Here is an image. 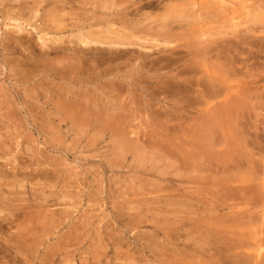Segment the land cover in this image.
I'll return each mask as SVG.
<instances>
[{"label":"rangeland","instance_id":"1","mask_svg":"<svg viewBox=\"0 0 264 264\" xmlns=\"http://www.w3.org/2000/svg\"><path fill=\"white\" fill-rule=\"evenodd\" d=\"M223 1L0 0V264H248L256 249L248 244L264 240V194L246 180L261 168L248 152L264 156V22L248 23L262 32L246 35L226 19L234 8L244 23L248 5L264 15V0H229V10ZM17 23L25 32L7 27ZM106 25L132 46L79 45L82 30ZM211 40L219 54L202 55ZM231 61L240 80L256 82L244 114L202 132L207 117L181 108L194 102L196 82L208 80L201 64L223 74ZM181 86L190 97H169ZM186 144L198 158L191 147L184 153Z\"/></svg>","mask_w":264,"mask_h":264},{"label":"bare ground","instance_id":"2","mask_svg":"<svg viewBox=\"0 0 264 264\" xmlns=\"http://www.w3.org/2000/svg\"><path fill=\"white\" fill-rule=\"evenodd\" d=\"M66 1V0H65ZM150 1V0H149ZM165 1V0H164ZM223 1V0H222ZM232 1V0H231ZM105 2V1H104ZM139 2V1H138ZM154 2V1H153ZM240 2H242V0L240 1ZM109 3V2H108ZM140 3V2H139ZM142 3V2H141ZM155 3V2H154ZM71 4V3H70ZM106 4H107V2H106ZM198 4V3H197ZM196 4V2H195V4H193V5H197ZM225 4V5H224ZM227 4H230V5H232V6H234L235 5V3L234 2H230L229 0H224L221 4H220V8L222 7H224V6H227ZM245 4V3H244ZM244 4H239V5H244ZM111 5V4H110ZM138 5V4H137ZM152 5V4H151ZM192 5V6H193ZM107 6H109V5H107ZM139 6V5H138ZM190 7H191V5H189ZM241 6V7H242ZM247 6V5H246ZM106 7V6H105ZM104 7V8H105ZM113 7V6H112ZM145 7H146V5H145ZM164 7V6H163ZM169 7V6H168ZM229 7L230 6H227V8H228V10H229ZM249 5H248V7H247V10L245 11V15H246V18H245V21H244V23H242V22H239V19L237 18V17H235V15H234V13H235V9L234 8H232L231 9V12H230V17H228L227 19H226V22L228 23V28H231V29H233L234 31L236 30H239V28L240 27H243V26H245L244 28V34H246V35H248V34H250V35H254V34H258L259 32H262V31H257L256 29H254V28H252V27H250V26H248V23H253V24H256V23H259V22H264V15L262 14V11H260V10H258V9H249ZM141 8V7H140ZM166 8V7H165ZM205 8V7H204ZM231 8V7H230ZM109 9V8H108ZM111 9V8H110ZM243 9V8H242ZM260 9V8H259ZM200 10V9H199ZM222 10V9H221ZM224 11L226 10L225 8L223 9ZM226 12V11H225ZM196 13V12H195ZM204 13V12H203ZM264 13V12H263ZM197 14V13H196ZM164 15V14H163ZM167 15V14H166ZM227 15V14H226ZM228 15V16H229ZM234 15V16H233ZM106 16V15H105ZM111 16V15H110ZM114 16V15H113ZM112 16V17H113ZM237 16V15H236ZM111 17V18H112ZM164 17V16H163ZM162 17V18H163ZM169 17V16H168ZM226 17V16H225ZM105 18V17H104ZM166 17H164V19H165ZM12 19V18H11ZM10 19V20H11ZM17 19V18H16ZM94 19V18H93ZM96 19V18H95ZM100 19V18H99ZM114 19H115V17H114ZM13 20V19H12ZM118 20H120L119 18H118ZM14 21V20H13ZM17 21V20H16ZM91 21H93V20H91ZM95 21V20H94ZM113 22V21H112ZM123 22V21H122ZM164 22H166L167 23V20L166 21H164ZM16 23V22H15ZM21 23V22H20ZM20 23H17L16 25H7V27H13V28H15L18 32H25V31H23V29H22V27H23V25H21ZM98 23V22H97ZM125 23V22H124ZM127 23V22H126ZM129 23V22H128ZM132 23V22H131ZM105 24H106V22H105ZM114 24V23H113ZM112 24V25H113ZM165 24V23H164ZM111 25V26H112ZM166 25H169L168 23L166 24ZM166 25H164V26H166ZM226 25V24H225ZM89 26V25H88ZM106 26H108V25H106ZM122 26V25H121ZM138 26V25H137ZM182 26V25H181ZM180 26V27H181ZM223 26V25H222ZM115 27V26H114ZM128 27V26H127ZM130 27V26H129ZM170 27V26H169ZM183 27V26H182ZM181 27V28H182ZM108 28H110V26H108L107 27V30L106 31H102L103 30V28H102V30H101V32H100V30L98 31V32H95V31H90V32H88L87 33V31H89V30H87L86 31V33L87 34H83V33H81L80 32V34L78 35V40H79V45L80 44H82V45H85L86 47L87 46H89L90 45V48H92L91 47V45L93 46H95L96 47V49H98V47H99V49H101L100 48V45L102 46V45H107V49L109 48V47H114L113 49L115 50V48L116 49H118V47H121V49H122V47H126V48H128L127 46L128 45H130L131 44V46H132V44H133V42H128L129 40H131V39H129V38H127V36H125V37H121L119 34H121V33H118L119 32V30L117 29V31L115 30H113V29H108ZM119 28V27H118ZM123 28V27H122ZM134 28H136V27H134ZM160 28H162L163 29V27L161 26ZM227 28V27H226ZM99 29V28H98ZM132 29V28H131ZM168 30H169V28H167ZM92 30V29H91ZM165 30V29H164ZM224 29L222 28V30H220L219 32H221V33H223L224 31H223ZM226 30V29H225ZM230 30V29H229ZM229 30L227 31L228 32V34H230V32H229ZM121 31V30H120ZM133 31V30H132ZM167 31V30H166ZM165 31V32H166ZM171 31V30H170ZM172 31H173V29H172ZM15 33V32H14ZM103 33V34H102ZM124 33V32H123ZM161 33V32H160ZM172 33H174V32H172ZM201 33V32H200ZM234 33V32H233ZM108 34H110V36L111 35H115V37H108L109 35ZM164 34V33H163ZM223 34H225V33H223ZM243 34V35H244ZM122 36H124V34H121ZM130 35V34H129ZM167 35V37H168V34H166ZM173 35V34H172ZM219 35V34H218ZM220 35H222V34H220ZM41 36V35H40ZM39 36V37H40ZM158 36H160L159 38H161V35H159V33H158ZM164 36V35H163ZM170 36V35H169ZM200 36L201 37H206V36H208L207 34H206V32H202V34H200ZM210 37H213L214 35H209ZM216 36V35H215ZM236 36V35H235ZM47 36H45V34H44V36H41L40 37V39L42 40V42H43V44H45L46 45V43H47V41H49L47 38H46ZM75 37H76V35H75ZM130 37V36H129ZM199 37V36H198ZM209 37V38H210ZM239 37V35H237V38ZM245 37V36H244ZM165 38V37H164ZM163 38V39H164ZM200 38V37H199ZM234 38H236V37H234ZM50 39V38H49ZM62 39V38H61ZM128 39V40H127ZM168 39H171V38H168ZM202 39V38H201ZM166 40V39H165ZM51 41V40H50ZM132 41V40H131ZM169 40H167V42H168ZM53 42L55 43V37H54V39H53ZM58 42V41H57ZM201 42V41H200ZM214 42V41H213ZM215 42H217L216 40H215ZM215 42H214V44H215ZM60 43V42H59ZM164 43V42H163ZM162 43V44H163ZM165 43H166V41H165ZM212 44V40H211V42H209V44ZM136 44V43H135ZM159 44H161V43H159ZM159 44L157 45V46H159ZM161 44V45H162ZM169 44V43H168ZM168 44H166V45H168ZM202 44V43H201ZM204 44V43H203ZM208 44V45H209ZM210 44V45H211ZM98 45V46H97ZM160 45V46H161ZM165 44L163 45V46H161V47H167ZM209 45V46H210ZM217 45V43L215 44V46L214 47H212V45L210 46V47H206V48H204V47H202V48H204V50L202 51V55H207V56H212V55H218L219 54V51H218V46H216ZM78 46V45H77ZM81 46V45H80ZM206 46V45H205ZM94 47V48H95ZM106 47V46H105ZM124 47V48H125ZM140 47H142V46H140ZM103 48V47H102ZM159 48V47H158ZM198 48V47H197ZM200 48V47H199ZM142 49V48H141ZM140 49V50H141ZM83 50H84V48H83ZM87 50V49H86ZM95 50V49H94ZM145 50V49H144ZM148 50L150 51L151 49H149L148 48ZM161 50V49H160ZM198 50H200L201 51V48L200 49H198ZM79 51H80V49H79ZM92 51H93V48H92ZM91 51V52H92ZM96 51V50H95ZM95 51H94V53H95ZM103 51V50H102ZM109 51V50H108ZM123 51V50H122ZM90 52V53H91ZM106 52V51H105ZM115 52V51H114ZM163 52V51H162ZM173 52V51H172ZM64 53V52H63ZM88 53V52H87ZM97 53V52H96ZM102 53H104V52H102ZM110 53H111V50H110ZM116 53H118V52H116ZM115 53V54H116ZM120 53V52H119ZM118 53V54H119ZM85 54V53H84ZM109 54V53H108ZM118 54H116V55H118ZM144 54V53H143ZM100 55H101V53H100ZM112 55H114V54H112ZM145 55V54H144ZM70 56V55H69ZM111 56V55H110ZM115 56V55H114ZM140 56V55H139ZM116 57V56H115ZM161 57V56H160ZM160 57L158 58V62H159V59H160ZM62 58V57H61ZM65 58V57H64ZM87 58V57H86ZM111 58V57H110ZM117 58H120V57H118L117 56ZM141 58H142V55H141ZM140 58V59H141ZM70 59V58H69ZM96 59V58H95ZM133 59V58H132ZM137 59V58H136ZM170 59V58H169ZM82 60V59H81ZM116 60V59H115ZM119 59H117V61H118ZM122 60V59H121ZM138 60V59H137ZM161 60V59H160ZM172 60V62H173V59H170V61ZM174 60H175V57H174ZM69 61V60H68ZM95 61V60H94ZM102 61V60H101ZM105 61V60H104ZM111 61V60H110ZM127 62H128V60H126ZM136 61V60H135ZM156 61V62H157ZM163 61V60H162ZM64 62V61H63ZM155 62V61H154ZM153 62V63H154ZM165 62V61H164ZM172 62H168L167 64H169L170 65V63H172ZM175 62V61H174ZM61 63H62V61H61ZM107 63V62H106ZM113 63V62H112ZM160 63V62H159ZM161 63H163V62H161ZM177 63V62H176ZM71 64V63H70ZM109 64V63H108ZM172 64H174L175 65V63H172ZM240 64H242L243 66H245V68H247V60H241V62H240ZM64 65V64H63ZM78 65V64H77ZM76 65V66H77ZM102 65V64H101ZM113 65V64H112ZM198 65L199 66H201V68H202V72L204 73V75L207 77V81L206 80H204V79H202V80H204L203 82H205L206 81V83H203V82H201L202 80H200V82L201 83H203V84H201V83H199L197 80V82L196 83H198V85H196L197 87H194V89L192 90V94L194 95V102L193 103H191L190 104V102L188 103V104H186V105H184L181 109H183L184 111H185V113H187V114H190L191 112H192V114H193V112H195V113H197V117L198 116H203V117H201V119H203L204 120V118L205 117H207L206 119V125H203V123L205 122V121H203V123L201 122V124H200V126H198L197 125V127L199 128L198 130H200L201 128H204V127H202V126H207L208 127V123L210 124V126L211 125H213L214 123H223L227 118H229V120H233L234 122H236V118L237 117H239V115L240 114H244V113H241V112H243V109H244V103H245V97L247 96V98L249 99V95H247L248 93H251V91H252V88H254V86H255V84H256V82H254V81H252V82H249V81H243V80H240V78H238V76H239V74H238V71H236V70H234V64H233V62L231 61V62H229V65L228 64H224V67H227L226 68V70H225V73H223L222 74V71H220V73H218L215 69H213V70H211L210 68H209V65H207V64H199L198 63ZM161 66V65H160ZM157 67V66H156ZM64 68V67H63ZM151 68H153L154 69V67H152L151 66ZM168 68V67H167ZM79 69V68H78ZM68 70V69H67ZM113 70V69H112ZM119 70V69H118ZM157 70V69H156ZM159 70H160V68H159ZM233 70V74L231 73V71ZM75 71V70H74ZM110 71V70H109ZM117 71V70H116ZM154 71V70H153ZM184 71V70H183ZM62 72V71H61ZM186 72V71H185ZM104 73V72H103ZM106 73V72H105ZM112 73V72H111ZM115 73V72H114ZM189 72H187L186 74H188ZM197 73H199V74H201L202 75V73H200V72H197ZM173 74H176V77H175V79L177 80L178 79V77L180 76V74L181 73H179V71H178V73H173ZM183 74H184V72H183ZM193 74V73H192ZM98 75V74H97ZM117 75H119V73L117 74ZM185 75V74H184ZM190 75V74H189ZM198 75V74H197ZM114 76H116V74H114ZM181 76H182V74H181ZM188 76V75H187ZM205 76H203V77H205ZM77 77V76H76ZM169 77V76H168ZM167 78V77H166ZM170 78V77H169ZM194 78V77H193ZM73 79H74V77H73ZM81 79H82V76H81ZM80 79V80H81ZM130 79V78H129ZM190 79H191V75H190ZM190 79H187V80H189L190 81ZM200 79H201V77H200ZM79 80V79H78ZM79 80V83L81 82ZM126 80V79H125ZM170 80H172V79H170ZM179 80V79H178ZM194 80V79H193ZM85 81V80H84ZM113 81V80H112ZM121 81V80H120ZM173 81V80H172ZM82 82H83V80H82ZM162 82V81H161ZM164 82V81H163ZM165 82H167L166 80H165ZM184 82V81H183ZM114 83V82H113ZM119 83V82H118ZM118 83H117V85H118ZM128 83H130V82H128ZM174 83H175V81H174ZM173 83V84H174ZM187 83H188V81H187ZM195 82H194V84H196ZM121 84V83H120ZM119 84V85H120ZM172 84V83H171ZM170 84V85H171ZM173 84H172V86H173ZM182 84V82L180 83V85ZM184 84V88L186 87L185 86V83H183ZM189 84V83H188ZM168 85V84H167ZM187 85V84H186ZM122 86V85H121ZM175 86V85H174ZM257 86V85H256ZM176 87V86H175ZM174 87V88H175ZM179 87V86H178ZM191 87H193V86H191ZM164 88V87H163ZM184 88H183V90H182V86H181V88H178V90H177V88H176V92H174V94H172V93H167V95L169 94V95H171V96H169V97H171V98H174V100H175V98H177L176 96L178 95V93H180L181 92V90H182V92L184 91ZM196 88V89H195ZM164 89H167L166 87L164 88ZM187 89H188V85H187ZM185 90H186V88H185ZM191 90V89H190ZM190 90H189V92H190ZM163 91V90H162ZM166 91V90H165ZM173 91V90H172ZM167 92V91H166ZM166 92H165V94L164 95H166ZM181 95L182 94H185V93H180ZM188 92H187V95L186 96H188ZM179 96V95H178ZM191 96V95H190ZM190 96H188V97H190ZM162 97V96H161ZM167 97V96H166ZM179 100V99H178ZM187 100V99H186ZM185 100V101H186ZM244 100V101H243ZM71 101V100H70ZM69 102V101H68ZM72 102H74V101H72ZM179 101H175V103H176V105L177 104H181V106L183 105L182 103H178ZM186 102H188V100L186 101ZM71 103V102H70ZM75 103V102H74ZM119 103H120V101H119ZM171 103V102H170ZM173 103V102H172ZM67 104V103H66ZM69 104V103H68ZM76 104V103H75ZM73 105V104H72ZM71 105V106H72ZM120 105H122L121 103H120ZM243 105V106H242ZM74 106H76V105H74ZM124 107V106H123ZM70 108V107H69ZM74 108H76V107H74ZM122 108V107H121ZM68 109V108H67ZM66 109V110H67ZM87 109V108H86ZM116 109V108H115ZM122 109H124V108H122ZM163 109V108H162ZM168 109H170V108H168L167 107V110ZM72 110H74V109H72ZM80 110H82L83 111V109H81V107H80ZM236 110H238V111H236ZM115 111V110H114ZM120 111H121V109H120ZM172 111V110H171ZM183 111V112H184ZM91 112V111H90ZM158 112V111H157ZM156 112V113H157ZM79 113H80V111H79ZM79 113H77V114H79ZM85 113H87V112H85ZM84 114V113H83ZM117 114V113H116ZM170 114V113H169ZM174 114V113H173ZM182 114V113H181ZM72 115V114H71ZM85 115V114H84ZM113 115V114H112ZM77 116V115H76ZM90 116H91V114H90ZM107 116H111V114H107ZM164 116V115H163ZM185 116V115H184ZM187 117L189 116L190 117V115H186ZM185 116V117H186ZM205 116V117H204ZM83 117V116H82ZM87 117V116H86ZM112 117V116H111ZM119 117V116H118ZM77 118V117H76ZM107 119H108V117H107ZM183 119V118H182ZM193 119V118H192ZM191 119V120H192ZM201 119H199V120H201ZM81 120V119H80ZM87 120V119H86ZM88 120H89V118H88ZM113 120H116L115 118L113 119ZM122 120V119H121ZM120 120V121H121ZM188 120H189V118H188ZM195 120H196V118H195ZM195 120H193V122H195ZM180 121V120H179ZM190 121V120H189ZM233 121H230V122H233ZM84 122V121H83ZM86 122V121H85ZM117 122V121H116ZM183 122H185V121H183ZM192 122V121H191ZM190 122V123H191ZM186 123V122H185ZM189 123V124H190ZM197 123H198V121H197ZM200 123V122H199ZM198 123V124H199ZM117 124V123H116ZM154 124V123H153ZM184 124V123H183ZM192 124V123H191ZM108 125V124H107ZM181 125V124H180ZM216 125V124H215ZM119 126H120V124H119ZM188 126V125H187ZM192 126V129H193V124L191 125ZM218 126V125H217ZM216 126V127H217ZM115 127H117V125H115ZM181 127H182V125H181ZM197 127L196 128H194V129H197ZM211 127H213V126H211ZM230 127V126H229ZM119 129V128H118ZM205 129V128H204ZM213 129V128H212ZM181 130H183V128H181ZM185 130V129H184ZM183 130V131H184ZM187 130H191V129H186L185 131H187ZM197 130V131H198ZM202 130V132H203V129H201ZM200 130V131H201ZM207 130H208V128H207ZM218 130V129H217ZM114 131V130H113ZM120 131V130H119ZM180 131V130H179ZM196 131V132H197ZM200 131H198L197 133H198V135H200L201 133H200ZM206 131V130H205ZM209 131V130H208ZM212 131V130H211ZM215 131V130H214ZM122 132V131H121ZM124 134H126V131H125V129H124ZM210 133V132H209ZM212 133V132H211ZM210 133V134H211ZM215 133V132H214ZM221 133V130H220V132L218 133V134H220ZM119 133L117 132V134L116 135H118ZM183 134V133H182ZM185 134V133H184ZM184 134H183V136H184ZM187 134H188V132H187ZM122 135V134H121ZM127 135H128V133H127ZM174 135H176L175 133H174ZM189 135H191V131H189V134H188V136ZM196 135V134H195ZM194 135V136H195ZM212 135V134H211ZM223 135V134H222ZM123 136V135H122ZM129 136V135H128ZM214 136V135H213ZM167 137V136H166ZM192 137V136H191ZM198 137H200V136H198ZM204 136L202 135L201 136V138H203ZM209 137V139H210V135L208 136ZM212 137V136H211ZM222 137V136H221ZM126 138V137H125ZM130 138V137H129ZM185 138H186V136H185ZM189 138H190V136H189ZM194 138V137H193ZM206 138V137H205ZM229 138V137H228ZM124 139V138H123ZM167 139V138H166ZM187 139V138H186ZM207 140V142L208 141H210V140ZM192 140L193 139H191V142H190V144H192V146L194 145L193 143L195 142H197V140L195 139V141L193 140V142H192ZM198 140L199 141H201L202 142V140L200 139V138H198ZM129 142L131 141V140H128ZM186 142L188 141V140H185ZM204 141V140H203ZM212 141V140H211ZM220 141V140H219ZM222 141V140H221ZM225 141V140H224ZM213 142V141H212ZM226 142V141H225ZM225 142H224V144H225ZM246 142V141H245ZM123 143V142H122ZM131 143V142H130ZM135 143V142H134ZM188 143V142H187ZM218 143H220V142H216L215 143V145H218ZM226 143H229V141H227ZM243 143V142H242ZM141 144V143H140ZM145 144V143H144ZM172 144V143H171ZM212 144V143H211ZM222 144V143H221ZM246 144V143H245ZM135 145H136V143H135ZM139 145V144H138ZM196 145V144H195ZM208 145V144H207ZM209 145H210V143H209ZM212 145H214V144H212ZM211 145V146H212ZM228 145V144H227ZM253 145V144H252ZM139 146H141L142 147V145H139ZM170 146H172V145H170ZM186 146H187V149H185V151H184V153L186 152V150L189 152V148H190V151H191V153L192 154H190L189 155V157L190 158H194V157H197L198 158V155H193V148H192V146H189L188 147V144H186ZM219 146V145H218ZM137 147V146H136ZM153 147V146H152ZM173 147V146H172ZM195 147V146H194ZM214 147V146H213ZM217 147V146H216ZM249 147H251L250 146V143H247V146H246V150H249L250 148ZM139 148V147H138ZM144 149H145V147H143ZM253 148V147H252ZM132 149V148H131ZM134 149H137V148H134ZM147 149V148H146ZM183 149V148H182ZM195 149V148H194ZM261 149V148H260ZM259 149V150H260ZM263 149V148H262ZM140 150V149H139ZM211 150H213V149H211ZM211 150H210V153H211ZM227 150V149H226ZM225 150V151H226ZM251 150V149H250ZM137 151V150H136ZM141 151V150H140ZM173 151V150H172ZM178 151V150H177ZM241 151V150H240ZM264 151V150H263ZM207 152H209V150L207 151ZM143 153V152H142ZM147 153V152H146ZM146 153H145V155H146ZM179 153V152H178ZM190 153V152H189ZM209 153V154H210ZM226 153H227V151H226ZM262 153V151L260 150V154ZM139 154V153H138ZM155 154V153H154ZM202 154V153H201ZM201 154H199L201 157H202V155ZM209 154H208V156H209ZM241 154V153H240ZM174 155V154H173ZM173 155H171V156H173ZM184 155V154H183ZM194 156V157H192V156ZM259 155V154H258ZM204 156V155H203ZM208 156H206L207 158H208ZM247 156L249 157V163L250 164H253V165H257V168L259 167H261L259 170L258 169H255V167H254V169L258 172L257 174H260V176L258 177V175H256V173H255V171H254V169L252 168V170H250L249 171V168L248 169H246V170H244V172H247V171H249V173H248V175L249 174H251V178L250 179H246L247 181H249V182H253V184H257V186H255V187H257V191H255V193H257L258 192V194H259V196L261 197L262 196V194H264V156L261 158V159H259V160H257V159H255L256 158V154H254V152L252 153V152H248V154H247ZM260 156V155H259ZM259 156L257 157V158H259ZM262 156V155H261ZM177 157H178V155H177ZM185 158L186 157V155L185 156H182V158ZM205 157V158H206ZM211 157V156H210ZM209 157V158H210ZM226 157V156H225ZM228 157V156H227ZM226 157V158H227ZM231 157V156H230ZM238 157V156H237ZM248 157H246V158H248ZM147 158V157H146ZM174 158V157H173ZM173 158H172V160H173ZM179 158H181V156L179 157ZM190 158H188L189 160H187L186 162H190ZM204 158V157H203ZM225 158V159H226ZM232 158V157H231ZM239 158V157H238ZM242 158H243V156H242ZM141 159V158H140ZM225 159H224V163H225ZM235 159V161H233V162H237L236 161V158H234ZM243 159H245V158H243ZM174 160H175V158H174ZM184 159H182V161H183ZM195 159H192V161H194ZM197 160V159H196ZM196 160L194 161V164H196ZM229 161L230 160H233V159H228ZM227 160V162H229ZM238 160V159H237ZM220 161H221V159H220ZM248 161V160H247ZM210 162V161H209ZM219 162V161H218ZM222 162H223V160H222ZM231 162V161H230ZM239 162V161H238ZM201 163V162H200ZM240 163V162H239ZM241 163H243V162H241ZM240 163V164H241ZM247 163V162H246ZM193 164V163H192ZM228 164V163H227ZM258 164H260L259 166H258ZM233 165V164H232ZM197 166V165H196ZM196 166H195V168H196ZM218 166V165H217ZM225 166V165H224ZM237 166V165H236ZM245 165H243V166H241L242 168L244 167ZM247 166V165H246ZM189 167V166H188ZM247 167H250V166H247ZM192 168V167H191ZM194 168V167H193ZM193 168H192V170H193ZM194 168V169H195ZM203 168H205L204 166H203ZM202 168V169H203ZM218 168V167H217ZM220 168H222V167H220ZM227 168V167H226ZM229 168V167H228ZM237 168V167H236ZM190 169V168H189ZM219 169V168H218ZM224 169V168H223ZM232 168H230V170H231ZM250 169H251V167H250ZM191 170V169H190ZM239 170V169H238ZM189 171V170H188ZM194 171V170H193ZM206 171V170H205ZM210 171V170H209ZM216 171V170H215ZM221 171H222V169H221ZM220 171V172H221ZM226 171H227V169H226ZM232 171V170H231ZM259 171H261V173L259 172ZM192 172V171H191ZM195 172H196V170H195ZM194 172V173H195ZM200 172V171H199ZM234 172V171H233ZM178 173V172H177ZM197 173V172H196ZM241 173V172H240ZM192 174V173H191ZM205 174V173H204ZM204 174H203V176H204ZM196 175V174H195ZM213 175H215V174H213ZM234 175V174H233ZM190 176H192V175H190ZM194 176V175H193ZM228 176H230V174L228 175ZM246 176V175H245ZM255 176V177H254ZM198 177V176H197ZM200 177V176H199ZM247 177V176H246ZM249 178V177H248ZM215 179V178H214ZM221 179V178H220ZM242 178H240L239 180H241ZM225 180V179H224ZM233 180H234V177H233ZM238 179H236L235 181H237ZM238 180V181H239ZM225 181H228L229 183H230V181L227 179V180H225ZM234 181V182H235ZM243 181V180H242ZM241 181V182H242ZM247 181H245L246 182V184H247ZM255 181V182H254ZM231 182H233V181H231ZM249 182H248V184H249ZM237 183V182H236ZM217 184V183H216ZM216 184H215V187H216ZM221 184H223V183H221ZM226 184V183H225ZM239 184V183H238ZM245 184V183H244ZM247 184V185H248ZM255 184V185H256ZM218 185H220V184H218ZM224 185V184H223ZM222 185V186H223ZM242 185V184H241ZM250 185V184H249ZM235 186H237V185H235ZM218 187V186H217ZM227 187H229L228 185H226V188ZM231 187H233L232 185H231ZM231 187H229L230 189H232ZM239 187V186H238ZM245 187H246V185H245ZM249 187V186H248ZM223 188V187H222ZM252 188H253V186H252ZM223 189H225V187L223 188ZM236 189H240V188H237L236 187ZM242 189V188H241ZM240 189V191H243V190H241ZM254 189V188H253ZM222 190V189H221ZM227 190L229 191V189L227 188ZM233 190L235 191V195L236 196H238L237 194H236V190H235V187L233 188ZM237 190V191H238ZM251 190V189H250ZM225 191V190H224ZM227 191V192H228ZM231 191V190H230ZM230 191H229V195L231 194V196H232V194H233V197H234V191L232 192V193H230ZM240 191H238L237 193H240ZM244 192H245V190H244ZM246 192H248V190L246 191ZM226 193V192H225ZM261 194V195H260ZM244 195V194H243ZM247 195V194H246ZM245 195V196H246ZM250 195H252V194H250ZM247 196L248 198L249 197H251V196ZM235 196V197H236ZM264 196V195H263ZM262 196V197H263ZM230 197V196H229ZM233 197H232V200H233ZM242 197V196H241ZM236 198H238V197H236ZM236 198H234V199H236ZM245 197H243V199H244ZM224 199H225V196H224ZM251 199V198H250ZM263 200H264V197L262 198ZM247 200V199H246ZM253 200V199H252ZM252 200H250L251 202H252ZM223 201V200H222ZM228 201V200H227ZM248 201V200H247ZM244 202V201H243ZM254 202V201H253ZM223 204H224V202H222ZM226 203V202H225ZM236 203V202H235ZM245 203V205L247 206V202H244ZM227 204V203H226ZM237 205L238 204H240V203H236ZM241 205V204H240ZM255 205V204H254ZM233 209H235V205H233ZM237 207V206H236ZM254 208V207H253ZM253 208H251V209H253ZM260 208V207H259ZM261 209V208H260ZM246 210V209H245ZM256 210V209H255ZM243 211V210H242ZM261 211H263V210H261ZM260 211V212H261ZM252 212V211H251ZM254 212V211H253ZM252 212V213H253ZM264 212V211H263ZM261 213V214H264V213ZM248 213V211L246 212V214ZM260 214V213H259ZM249 215V214H248ZM240 216V215H239ZM244 216V215H243ZM247 216V215H246ZM238 217V216H237ZM241 217V216H240ZM251 217V216H250ZM249 217V218H250ZM255 218V217H254ZM260 218H261V216H260ZM237 219V218H236ZM262 220V219H261ZM239 221H240V219H239ZM249 222V221H248ZM258 222H259V220H258ZM263 224V223H262ZM264 225V224H263ZM260 238V237H259ZM259 238H257L256 237V239H254L255 241H252L253 242V244L251 243V244H248V243H246V245L248 244V246H250V247H256V249L254 250V252L252 253V254H250V257L252 258H250L251 260L248 262L247 261V263L248 264H264V251H263V245H262V243H263V241H261L262 240V238H261V240L259 239ZM264 244V243H263ZM244 246V245H243ZM243 246H241V247H243ZM246 247V246H245ZM242 252V251H241ZM246 254V253H245ZM239 255V254H238ZM244 255V254H243ZM243 255H242V257H243ZM235 258H237V257H235ZM246 258V257H245ZM239 259V258H238ZM244 259V258H243ZM247 259V258H246ZM237 260V259H236ZM245 261V260H244ZM243 261V262H244Z\"/></svg>","mask_w":264,"mask_h":264}]
</instances>
